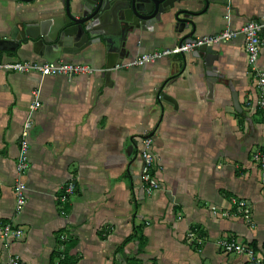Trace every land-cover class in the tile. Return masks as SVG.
<instances>
[{"label": "crops", "instance_id": "crops-1", "mask_svg": "<svg viewBox=\"0 0 264 264\" xmlns=\"http://www.w3.org/2000/svg\"><path fill=\"white\" fill-rule=\"evenodd\" d=\"M228 2L208 9L201 0L178 6L160 23L129 34L128 57L172 48L189 41L190 33L199 39L239 28L264 14V0ZM76 3L71 9L78 16ZM180 9L195 13L183 32L174 17ZM64 11L60 0H0V39L18 22ZM214 48L221 76L212 93L196 52L112 71L109 82L102 73L67 79L0 71V223L24 232L8 246L0 236V264L14 256L24 264H54L57 244L63 242L75 245L69 256L76 264H251L219 249L225 237L254 243L264 253V172L253 157L263 144V126L259 111L248 104L256 100V81L244 38ZM0 60L48 62L24 46L0 52ZM59 60L104 69L106 49ZM256 67L264 71V49ZM229 83L242 113L234 107ZM37 88L41 108L24 176L28 199L17 211L20 134ZM162 94L177 104L163 101ZM146 137L153 141L154 174L161 184L151 196L141 175ZM70 179L77 192L66 205L59 204ZM233 199L246 201L250 221ZM138 231L147 239L142 250L138 238L122 247ZM192 232L196 238L190 240Z\"/></svg>", "mask_w": 264, "mask_h": 264}, {"label": "water", "instance_id": "water-1", "mask_svg": "<svg viewBox=\"0 0 264 264\" xmlns=\"http://www.w3.org/2000/svg\"><path fill=\"white\" fill-rule=\"evenodd\" d=\"M65 11L63 15L41 21H21L14 25L5 37L0 39V52H15L20 47H31L32 52L48 62L59 61L64 55L80 56L102 46L106 49L107 64L110 69L104 76L109 82L112 68L122 59L129 58L126 49L129 34L146 31L160 23L164 15L178 6H186L198 0H60ZM208 9L212 4L226 5L228 0H201ZM76 3L78 16L72 13V4ZM195 13L180 9L174 17L177 29L183 32ZM193 33L186 38L195 40ZM197 58L203 61L207 71L210 93L213 92L220 74L215 63L219 55L213 46H203L195 51ZM234 107L242 113L239 95L234 84L229 83ZM165 102L176 105V101L162 94ZM177 107V106H176Z\"/></svg>", "mask_w": 264, "mask_h": 264}, {"label": "built area", "instance_id": "built-area-1", "mask_svg": "<svg viewBox=\"0 0 264 264\" xmlns=\"http://www.w3.org/2000/svg\"><path fill=\"white\" fill-rule=\"evenodd\" d=\"M240 38L245 40V51L248 57V63L256 80V100L249 101L248 104L252 108H256L262 118L263 126V144L261 148L254 153V161L257 166L264 172V71L258 69L257 63L261 51L264 49V14L258 18L252 19L239 28L227 27L222 31L213 35L205 36L192 41H186L172 48L157 50L151 53H144L136 57H129L117 62L111 71H121L125 69L140 68L148 64L156 63L162 59L184 55L195 52L203 46H213L224 43L234 42ZM110 69H95L90 65L83 63L55 61V62H27V61H2L0 60V71L7 73L30 74L37 72L42 77L47 76H61L67 79H73L80 76H90L95 73H106ZM41 108V91L37 88L32 92V103L29 107L27 117L23 123L22 131L19 141V154L15 166L16 180H15V199L17 204V211H22L27 205V186L24 181V176L30 168L29 150H30V136L35 124V115ZM143 147L140 150V157L142 159V185L146 195L151 196L160 189V182L154 174V166L156 157L153 153V141L146 137L142 141ZM77 192V184L74 179H70L61 190V195L57 198L59 204L66 205L69 199ZM236 209L250 221L251 210L244 200L233 199L232 201ZM215 213V212H214ZM65 215V211H61ZM226 216V214H223ZM0 236L8 246L13 241H18L24 236L23 230L9 223H0ZM188 239L193 240L196 235L192 232L188 235ZM65 238H62L64 241ZM218 247L223 253L237 256H245L251 264H264V253L260 249L254 248L250 244L239 242L235 238H221L218 241ZM69 255L60 253L54 264H68L67 259ZM6 264H24L19 256H14L8 260Z\"/></svg>", "mask_w": 264, "mask_h": 264}, {"label": "trees", "instance_id": "trees-1", "mask_svg": "<svg viewBox=\"0 0 264 264\" xmlns=\"http://www.w3.org/2000/svg\"><path fill=\"white\" fill-rule=\"evenodd\" d=\"M187 39H184V41H186ZM99 235L102 237V234L99 233ZM196 235V233H195ZM138 238V241L140 242V250H142V248L147 244V239L142 235V231H138L135 235H131L130 237H128L124 242H123V246H126L128 243L132 242L134 239ZM254 248L257 247L256 244L253 243ZM264 246V244H263ZM75 247V245H72L71 243L68 242H63V243H59L57 244V248L55 250V256L59 255L60 253H66L67 255L70 254V251ZM67 263L68 264H76L74 261V258L72 256H69V258L67 259Z\"/></svg>", "mask_w": 264, "mask_h": 264}, {"label": "rangeland", "instance_id": "rangeland-1", "mask_svg": "<svg viewBox=\"0 0 264 264\" xmlns=\"http://www.w3.org/2000/svg\"><path fill=\"white\" fill-rule=\"evenodd\" d=\"M253 73V72H252ZM253 77H254V79H255V75H254V73H253ZM256 81V80H255ZM248 101V100H247ZM135 259L133 258L132 260H129V261H134ZM130 264H133V263H130Z\"/></svg>", "mask_w": 264, "mask_h": 264}]
</instances>
